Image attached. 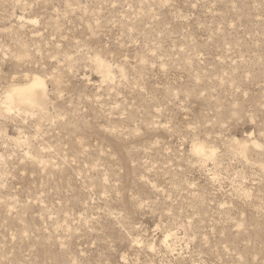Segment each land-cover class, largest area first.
Returning <instances> with one entry per match:
<instances>
[{
  "label": "rangeland",
  "instance_id": "374dc122",
  "mask_svg": "<svg viewBox=\"0 0 264 264\" xmlns=\"http://www.w3.org/2000/svg\"><path fill=\"white\" fill-rule=\"evenodd\" d=\"M0 264H264V0H0Z\"/></svg>",
  "mask_w": 264,
  "mask_h": 264
},
{
  "label": "bare ground",
  "instance_id": "6f19581e",
  "mask_svg": "<svg viewBox=\"0 0 264 264\" xmlns=\"http://www.w3.org/2000/svg\"><path fill=\"white\" fill-rule=\"evenodd\" d=\"M45 87L46 84L43 78L41 79L40 77L35 76L26 84L14 86L12 89H10L7 93L5 103L10 106V109H12V107L14 108L15 105L38 104L41 98L40 96L43 95L45 91ZM42 100L43 99H41V101Z\"/></svg>",
  "mask_w": 264,
  "mask_h": 264
}]
</instances>
